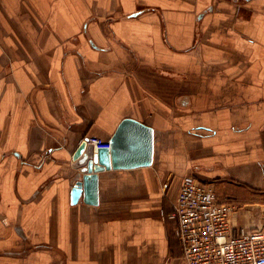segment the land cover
<instances>
[{
	"label": "crops",
	"instance_id": "crops-1",
	"mask_svg": "<svg viewBox=\"0 0 264 264\" xmlns=\"http://www.w3.org/2000/svg\"><path fill=\"white\" fill-rule=\"evenodd\" d=\"M127 118L151 165L73 203L75 151ZM187 175L264 228V0H0V264H183Z\"/></svg>",
	"mask_w": 264,
	"mask_h": 264
},
{
	"label": "built area",
	"instance_id": "built-area-1",
	"mask_svg": "<svg viewBox=\"0 0 264 264\" xmlns=\"http://www.w3.org/2000/svg\"><path fill=\"white\" fill-rule=\"evenodd\" d=\"M96 149H110L97 137L84 139ZM237 205L221 201L212 183L183 178L170 217L182 246L183 264H264V228L235 233Z\"/></svg>",
	"mask_w": 264,
	"mask_h": 264
},
{
	"label": "water",
	"instance_id": "water-1",
	"mask_svg": "<svg viewBox=\"0 0 264 264\" xmlns=\"http://www.w3.org/2000/svg\"><path fill=\"white\" fill-rule=\"evenodd\" d=\"M110 149H96L84 140L73 155L78 179L72 190V202L83 195L84 201H99V173L111 169L149 166L153 160L154 131L131 118L124 119L110 141Z\"/></svg>",
	"mask_w": 264,
	"mask_h": 264
}]
</instances>
